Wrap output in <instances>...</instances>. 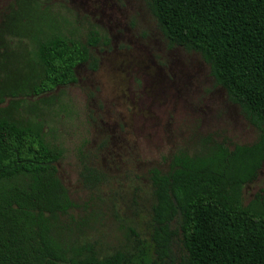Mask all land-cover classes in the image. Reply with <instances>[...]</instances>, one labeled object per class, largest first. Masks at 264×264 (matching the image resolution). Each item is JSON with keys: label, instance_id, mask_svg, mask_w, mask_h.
Instances as JSON below:
<instances>
[{"label": "trees", "instance_id": "1", "mask_svg": "<svg viewBox=\"0 0 264 264\" xmlns=\"http://www.w3.org/2000/svg\"><path fill=\"white\" fill-rule=\"evenodd\" d=\"M144 3L168 46L207 64L257 136L230 148L206 139L172 153L165 170H148V254L136 264H264V193L241 201L264 161V0ZM35 32L15 66L0 63V264H133L121 250L99 257L86 242L66 249L53 234L57 214L70 206L56 176L60 152L17 109L24 97L75 82L78 65L94 71L98 37L89 29L81 41L50 25ZM80 175L100 178L90 166Z\"/></svg>", "mask_w": 264, "mask_h": 264}, {"label": "rangeland", "instance_id": "2", "mask_svg": "<svg viewBox=\"0 0 264 264\" xmlns=\"http://www.w3.org/2000/svg\"><path fill=\"white\" fill-rule=\"evenodd\" d=\"M46 25L81 41L89 29L98 37L94 71L78 65L75 82L24 97L17 109L60 152L56 176L70 206L53 234L66 249L86 242L99 257L121 250L136 264L148 254V170H165L172 153L206 139L251 143L257 129L196 53L168 46L144 0H0V63L15 66ZM83 166L98 181H85ZM258 190L264 161L242 186V203Z\"/></svg>", "mask_w": 264, "mask_h": 264}]
</instances>
